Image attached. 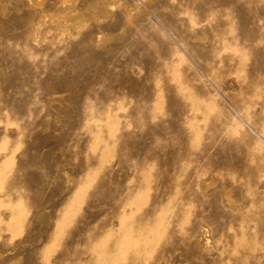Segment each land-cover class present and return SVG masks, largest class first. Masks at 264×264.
<instances>
[{"label": "rangeland", "instance_id": "1", "mask_svg": "<svg viewBox=\"0 0 264 264\" xmlns=\"http://www.w3.org/2000/svg\"><path fill=\"white\" fill-rule=\"evenodd\" d=\"M18 1L0 0V201L13 203L0 209V264H114L95 250L107 238L98 220L112 207H82V223L60 231L49 221L54 213L76 216L78 183L98 187L103 164L127 170L110 184L125 195L135 181L129 197L149 204L146 220L167 217L161 228L177 241L156 264H233L240 230L254 233V212H264V0H118L122 10L108 9L101 23L40 47L23 24L32 11ZM123 3L143 10L132 26ZM48 114L63 161L79 157L83 169L70 171L62 195L47 191L42 207L27 189L45 187L43 162L56 151L41 156L32 142V128ZM122 136L139 141L142 175L118 167L121 153L101 157ZM3 184L25 191L5 194ZM24 235L29 242L17 246ZM151 256L138 264H151Z\"/></svg>", "mask_w": 264, "mask_h": 264}, {"label": "bare ground", "instance_id": "2", "mask_svg": "<svg viewBox=\"0 0 264 264\" xmlns=\"http://www.w3.org/2000/svg\"><path fill=\"white\" fill-rule=\"evenodd\" d=\"M23 1L24 0H21V2ZM25 1V6L27 9L32 11V17L23 24L27 28V34L31 44L39 47L44 45V43H50L58 36H62L63 32L67 33L71 28L85 27L91 20L95 22L101 21L102 13H108L109 11L111 12L112 8L115 9V4H118V0H81L78 3L76 2L77 0L75 2H73L74 0H69L70 3L72 1L71 4L68 3V0ZM3 2L5 3V1ZM18 2L20 3V0ZM2 5L4 4L2 3ZM122 8L124 11L125 24L127 26H132L135 24V22L140 19L143 13L142 8H133L127 3H123ZM108 9L110 10L107 12ZM13 10L17 14V12L21 11V7L17 5ZM37 12L39 14L38 18L35 17ZM108 31H110V29L107 27L100 28V33L105 34L106 32L108 33ZM49 97L51 96L49 95ZM54 102V99L51 100L50 105L53 106ZM60 107L62 108V106ZM137 107L138 106L135 105V108ZM111 108L121 110L123 109V106L121 104L114 103L111 105ZM56 110L54 112H57ZM57 127L58 125L53 126L51 124L50 114H48L42 116L40 121H38L37 124L32 128V137L34 140L32 142L36 146L35 149L38 150L41 156L47 151L56 149L53 157L49 161L43 162L44 171H42V178L45 183V187L43 189H39L38 185L33 183L31 188L27 189L28 191L32 190L33 197L36 196L39 198L38 204L42 207H44L45 204L50 201L49 196L46 195L47 191L54 189V196L62 195L65 189L69 188V186L73 183V175L70 171H80L83 169L80 165L79 157L72 159L71 162L63 161L62 156L65 152V147H58L60 141H57L59 139V131ZM6 129L11 130L12 126L8 124ZM122 139H124V141H112V148L107 149V152L101 157L111 158L112 156H116L115 154L121 153L123 157L117 160L118 167L125 168L127 166L131 171L134 172L135 176L142 175L143 171L139 164L140 161L145 160V157L134 155L135 151H137L139 148V141H126L127 138L125 136H122ZM87 161H91V156L88 152ZM149 169L151 168H148V170ZM120 170L116 169L115 171H109L108 168L103 164L100 170V177H95V181L97 180L100 182L98 187H91L90 184L88 185L87 183H78V191L80 192V196L76 199L75 205L73 207L76 212V216L61 217L58 213L50 214V225H55L54 227L58 231L62 230L64 225L68 227H76L82 223L84 218L79 213L82 207H87L90 210H100L110 206L112 208L106 213H103V215H101L98 220L99 223H101L107 238L95 249L96 252L99 255H105V257H107L109 260H114V264H118L117 261H119V258L126 259V257L131 255L134 257V259H132L134 264L143 262V257L145 255H152L150 262L151 264H156L162 259L163 255L172 250L175 242L177 241V237L176 235L166 231L164 228H161L162 221L167 219L166 216H158L154 222L145 219V210L148 208L149 204L145 202L144 198L138 201H132V199L129 197L132 194L131 191H133L135 181L125 185L127 189L125 195H120V189L111 186V182L121 181L123 171H127L121 168ZM61 179L62 182H60ZM103 189L105 192H102ZM2 191L5 192V194L9 192L18 196H22L25 190L18 187L7 190L3 184ZM225 191V204L232 206L234 203L232 201L233 198L226 189ZM112 197H116V199L114 200ZM173 198L175 200L177 196L170 198L166 204L172 203ZM10 204L13 203L8 199L1 200L0 209ZM126 208L129 210L128 213L125 210ZM254 214L255 219L257 220L256 230L251 235H248L244 228L240 230L234 245L235 257L233 259V264L246 262L250 264H264V212L260 213L259 211L255 210ZM187 221L188 218L185 219L184 222ZM47 225L49 224H46V226ZM148 233L151 234L150 238L147 235ZM207 233L208 231L205 229V245L210 244V240L207 238ZM19 239L20 242L17 244V246H23L29 242L26 240L25 235L24 237L21 236ZM258 242L262 243V247L259 250L254 251V244ZM194 246L196 248L200 247L197 242H194ZM212 250L213 249H207V251ZM1 254L2 253H0V256ZM31 264H37V262H33Z\"/></svg>", "mask_w": 264, "mask_h": 264}]
</instances>
